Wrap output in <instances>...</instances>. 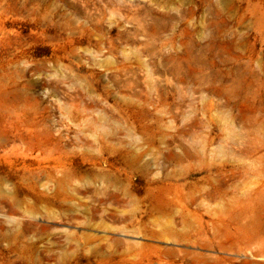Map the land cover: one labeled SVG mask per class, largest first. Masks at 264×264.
I'll return each mask as SVG.
<instances>
[{"label":"rangeland","instance_id":"374dc122","mask_svg":"<svg viewBox=\"0 0 264 264\" xmlns=\"http://www.w3.org/2000/svg\"><path fill=\"white\" fill-rule=\"evenodd\" d=\"M0 264H264V0H0Z\"/></svg>","mask_w":264,"mask_h":264}]
</instances>
